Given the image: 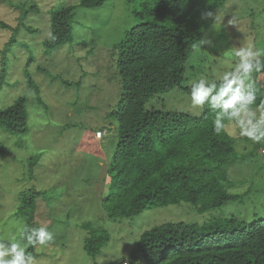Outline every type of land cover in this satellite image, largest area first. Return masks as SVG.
<instances>
[{"label":"rangeland","instance_id":"374dc122","mask_svg":"<svg viewBox=\"0 0 264 264\" xmlns=\"http://www.w3.org/2000/svg\"><path fill=\"white\" fill-rule=\"evenodd\" d=\"M223 2L213 10L212 23L202 26L203 38H211L212 44L200 41L187 61L188 84L202 75L211 78L213 68L227 70L234 63L229 53L235 47L264 49V0ZM154 3L106 0L88 8L80 0H0V78L7 64L0 108L26 96L29 115L28 130L23 133H13L0 123L4 149L0 153V237L27 225L21 211L28 213L26 217L34 215L33 225L46 224L54 240L47 247L27 249L34 251L35 264L111 263L129 256L144 230L167 221L203 223L216 215L242 221L264 218V142L233 136L239 158L230 169L233 182L229 190L240 195L237 200L205 213H198L186 201L149 208L123 229L104 222L102 198L109 193V166L118 143V123L112 114L121 92L116 44L126 30L152 20L137 11ZM65 5L75 6L72 40L47 51L44 43L53 34L52 13ZM153 21L163 23L157 17ZM12 38L15 42L6 52ZM160 96L149 105L199 111L191 108L190 95L180 90ZM97 129L107 130L101 141L95 138ZM29 191L36 196L25 199L23 194ZM87 220L117 230L95 257L84 249L86 232L81 225Z\"/></svg>","mask_w":264,"mask_h":264},{"label":"trees","instance_id":"16d2710c","mask_svg":"<svg viewBox=\"0 0 264 264\" xmlns=\"http://www.w3.org/2000/svg\"><path fill=\"white\" fill-rule=\"evenodd\" d=\"M105 1L80 0V5L94 8ZM223 3L155 0L154 6L145 4L142 12L137 11L152 20L126 30L116 44L121 92L112 114L118 123V143L109 166V193L102 198L104 222L123 229L149 208L186 201L205 213L240 197L229 190L230 169L239 158L236 139L212 131L214 113L205 109L195 116L149 105L174 90L189 94L186 64L202 41V26L213 21L202 14ZM74 10L75 6L65 5L52 13L53 34L44 43L47 51L72 40ZM155 17L163 23L153 21ZM14 42V38L8 42L6 52ZM3 67L0 86L7 75V64ZM252 78L259 90L255 107L264 100V72L253 73ZM30 81L39 92V86ZM27 101L20 96L14 104L0 108V123L13 133L28 130ZM28 195L36 196L29 191L23 197ZM20 214L27 226H33L34 215ZM106 223L87 220L81 225L88 255L97 256L111 241V232L117 231ZM105 264H264V218L242 221L216 215L203 223L167 221L144 230L129 256Z\"/></svg>","mask_w":264,"mask_h":264},{"label":"clouds","instance_id":"9594fccd","mask_svg":"<svg viewBox=\"0 0 264 264\" xmlns=\"http://www.w3.org/2000/svg\"><path fill=\"white\" fill-rule=\"evenodd\" d=\"M212 16L211 11L202 14L203 18ZM216 20L217 15L214 24ZM201 39L203 44L213 42L211 38ZM229 55L235 59L227 70L213 68L211 78L202 75L191 80L188 85L191 108L199 109L191 114L199 116L207 109L214 113L212 131L215 134L227 133L253 143L264 142V100L254 107L259 90L252 78L253 73L264 72V49L241 45ZM53 240V232L44 223L18 226L16 233L0 237V264H35L27 249L47 247Z\"/></svg>","mask_w":264,"mask_h":264},{"label":"built area","instance_id":"2783aa9c","mask_svg":"<svg viewBox=\"0 0 264 264\" xmlns=\"http://www.w3.org/2000/svg\"><path fill=\"white\" fill-rule=\"evenodd\" d=\"M107 131L105 129H98L96 132H95V136L97 139H103L104 136L106 135Z\"/></svg>","mask_w":264,"mask_h":264},{"label":"crops","instance_id":"0c3cea01","mask_svg":"<svg viewBox=\"0 0 264 264\" xmlns=\"http://www.w3.org/2000/svg\"><path fill=\"white\" fill-rule=\"evenodd\" d=\"M96 139H97V138H96ZM97 140L101 141V140H103V139H97Z\"/></svg>","mask_w":264,"mask_h":264}]
</instances>
